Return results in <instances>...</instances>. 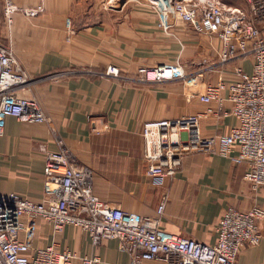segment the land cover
<instances>
[{
    "label": "crops",
    "instance_id": "obj_1",
    "mask_svg": "<svg viewBox=\"0 0 264 264\" xmlns=\"http://www.w3.org/2000/svg\"><path fill=\"white\" fill-rule=\"evenodd\" d=\"M18 8L42 6L36 18L16 12L8 25L0 0V42L11 45L30 78L21 94L34 98L48 118L43 125L7 117L0 137V194L40 202L45 196L44 152L57 151L58 141L73 162L92 172L94 193L112 207L153 217L162 199L164 232L206 244L215 242V225L229 209L264 210V187L253 188L243 176L245 163L204 153L187 155L180 170L162 182L145 174L144 122L207 113L200 118L203 137L227 134L238 125L197 95L204 84L235 79V62L216 65L219 39L195 31L160 2L105 0H9ZM246 10L244 0H220ZM182 64L189 72L209 68L195 86L179 81L159 84L130 81L141 66ZM215 64V65H214ZM211 65V66H210ZM117 70V76L109 70ZM249 72V70L247 71ZM194 96H190L191 94ZM257 246L243 247L236 264H264V217ZM37 246L55 243L79 255L98 256L103 264H129L112 240L93 247L82 230L68 226L52 236L38 222ZM143 264H165L145 261Z\"/></svg>",
    "mask_w": 264,
    "mask_h": 264
},
{
    "label": "built area",
    "instance_id": "obj_2",
    "mask_svg": "<svg viewBox=\"0 0 264 264\" xmlns=\"http://www.w3.org/2000/svg\"><path fill=\"white\" fill-rule=\"evenodd\" d=\"M171 1L164 2L170 5V14L197 32L216 36L222 43L216 65L245 62L247 58L251 65L247 72L244 65L235 64L234 80L206 83L197 95L200 102L215 103L217 112L237 120L238 125L229 133L201 135L200 118L211 113V109L203 114L143 123L145 174L162 182L180 170L187 155L199 152L234 164L245 163L244 180L253 188L264 187V0H244L246 10L220 0ZM3 2L8 25L16 12L36 18L43 11L41 5L18 8L9 0ZM207 69L191 73L179 63L141 66L130 81H179L187 88L200 83L201 73ZM109 72L117 76V70ZM29 81L11 45L0 42V137L7 117L38 125L48 123L40 104L21 94ZM58 145L57 151L40 148L44 152L43 200L34 202L14 193L0 194V264H103L98 256L58 249L54 242L36 246L38 222L48 224L53 237L68 226L77 227L85 232L93 247L103 240L115 241L129 264L154 260L165 264H236L243 247L260 243L259 222L264 217L261 207L245 212L227 209L215 225L213 244L173 236L161 228L165 198L153 217L112 207L94 193L92 172L76 165L60 141Z\"/></svg>",
    "mask_w": 264,
    "mask_h": 264
},
{
    "label": "rangeland",
    "instance_id": "obj_3",
    "mask_svg": "<svg viewBox=\"0 0 264 264\" xmlns=\"http://www.w3.org/2000/svg\"><path fill=\"white\" fill-rule=\"evenodd\" d=\"M128 1H131V2H145L147 0H105V3H107V5H113V6H120L122 3H125V2H128ZM169 0H149V2H160V3H163V2H167ZM174 0H172L171 2H173ZM224 2L226 0H223ZM246 63H243V64H246V69L247 71L250 69V65H251V59L247 58L245 60ZM245 68V67H244Z\"/></svg>",
    "mask_w": 264,
    "mask_h": 264
}]
</instances>
